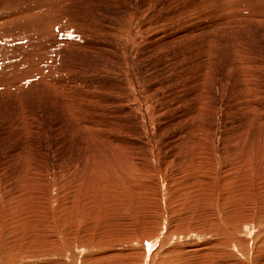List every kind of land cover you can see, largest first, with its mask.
Returning a JSON list of instances; mask_svg holds the SVG:
<instances>
[{
    "label": "rangeland",
    "instance_id": "rangeland-1",
    "mask_svg": "<svg viewBox=\"0 0 264 264\" xmlns=\"http://www.w3.org/2000/svg\"><path fill=\"white\" fill-rule=\"evenodd\" d=\"M0 264H264V0H0Z\"/></svg>",
    "mask_w": 264,
    "mask_h": 264
}]
</instances>
